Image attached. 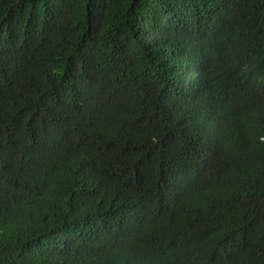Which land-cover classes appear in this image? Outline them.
<instances>
[{
    "label": "trees",
    "instance_id": "obj_1",
    "mask_svg": "<svg viewBox=\"0 0 264 264\" xmlns=\"http://www.w3.org/2000/svg\"><path fill=\"white\" fill-rule=\"evenodd\" d=\"M0 264H264V0H0Z\"/></svg>",
    "mask_w": 264,
    "mask_h": 264
}]
</instances>
